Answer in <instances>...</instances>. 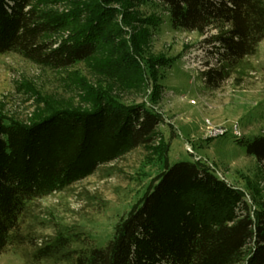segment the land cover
Returning a JSON list of instances; mask_svg holds the SVG:
<instances>
[{
	"label": "trees",
	"instance_id": "16d2710c",
	"mask_svg": "<svg viewBox=\"0 0 264 264\" xmlns=\"http://www.w3.org/2000/svg\"><path fill=\"white\" fill-rule=\"evenodd\" d=\"M108 1L114 0L98 2L95 12L60 13L40 9L34 0H0V55L15 52L56 69L85 61L97 50L94 35L110 40L107 25L121 13ZM155 1L176 30H216L205 39L215 63L201 72L210 87L250 68L247 58L264 40L263 0ZM83 11L88 17L72 37L47 38L75 26ZM93 13L99 22L92 21ZM134 46L136 57L142 55L140 42ZM161 122L162 115L146 104L100 97L88 110L59 108L29 124L0 118V254L23 243L19 228L31 202L153 143ZM247 153L264 173L263 134L248 142ZM77 242H84L78 232L60 231L27 257L67 264H264V200L250 204L240 188L199 160L168 163L104 246L73 248Z\"/></svg>",
	"mask_w": 264,
	"mask_h": 264
},
{
	"label": "rangeland",
	"instance_id": "374dc122",
	"mask_svg": "<svg viewBox=\"0 0 264 264\" xmlns=\"http://www.w3.org/2000/svg\"><path fill=\"white\" fill-rule=\"evenodd\" d=\"M101 1L34 0V4L43 10L79 13L73 9L92 7L95 12ZM105 4L121 13L107 25L110 40L94 35L97 50L85 61L56 69L15 52L0 55V118L29 124L59 108L88 110L100 97L146 104L162 115V122L153 143L126 151L65 189L31 202L19 228L23 243L8 246L0 254V264H67L30 258L60 231L78 232L84 238L73 248L104 246L168 163L199 160L240 188L250 204L264 200L262 167L247 153L248 142L264 135V40L247 58L250 68L245 73L236 72L213 88L201 72L215 63L205 41L215 29L204 35L176 30L155 0ZM77 15L75 26L47 38L72 37L88 17L85 11ZM96 16L93 22H99ZM115 23L123 30H115ZM137 42L142 55L136 57ZM125 43L127 49H121ZM222 129L223 133L217 131Z\"/></svg>",
	"mask_w": 264,
	"mask_h": 264
},
{
	"label": "built area",
	"instance_id": "2783aa9c",
	"mask_svg": "<svg viewBox=\"0 0 264 264\" xmlns=\"http://www.w3.org/2000/svg\"><path fill=\"white\" fill-rule=\"evenodd\" d=\"M217 131H219V132H221V133H223L224 132V130L222 129V130H217Z\"/></svg>",
	"mask_w": 264,
	"mask_h": 264
}]
</instances>
